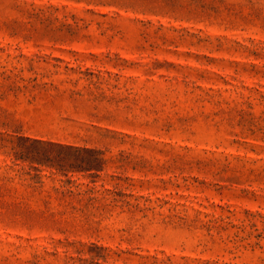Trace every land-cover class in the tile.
<instances>
[{
  "label": "rangeland",
  "instance_id": "1",
  "mask_svg": "<svg viewBox=\"0 0 264 264\" xmlns=\"http://www.w3.org/2000/svg\"><path fill=\"white\" fill-rule=\"evenodd\" d=\"M0 264H264V0H0Z\"/></svg>",
  "mask_w": 264,
  "mask_h": 264
}]
</instances>
